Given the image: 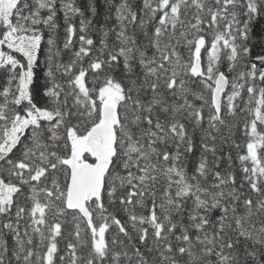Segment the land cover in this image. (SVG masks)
<instances>
[{
  "label": "snow or ice",
  "instance_id": "snow-or-ice-1",
  "mask_svg": "<svg viewBox=\"0 0 264 264\" xmlns=\"http://www.w3.org/2000/svg\"><path fill=\"white\" fill-rule=\"evenodd\" d=\"M84 14L0 0V264H264V0Z\"/></svg>",
  "mask_w": 264,
  "mask_h": 264
},
{
  "label": "trees",
  "instance_id": "trees-1",
  "mask_svg": "<svg viewBox=\"0 0 264 264\" xmlns=\"http://www.w3.org/2000/svg\"><path fill=\"white\" fill-rule=\"evenodd\" d=\"M88 2H89V0H77L78 6H80L84 10L85 14L83 17H80L79 15H77L73 19V23L77 27V34L74 37V41L76 42L73 46L74 49L79 47L78 37L80 35V33H79L80 20L82 18L85 20L91 19L93 21V25H95L97 27L105 24L106 22L109 24V26H113L116 23V21H115V7L117 4H119L121 2V0H107V4L105 3V0H95L96 6L98 9L97 15L95 17H93L91 12H88L86 10V5L88 4ZM59 23H60L59 37H60V40L62 42V40L64 38V24H63L62 14H60ZM89 35L94 40H96L97 42L99 41V36L95 31H91L89 33ZM262 36H264V32L261 31V27H260V25H258L256 28L255 38L257 40H259ZM46 39H47V33L45 35V40ZM258 48H259V45H257L256 49H254L253 55H255V52L258 50ZM45 51H46V44H45L44 51H42L40 54L41 67H43V60H44ZM69 55H70V53L65 54L62 58L64 60H67ZM41 76H42V73H41ZM41 82H43V81L41 80Z\"/></svg>",
  "mask_w": 264,
  "mask_h": 264
}]
</instances>
